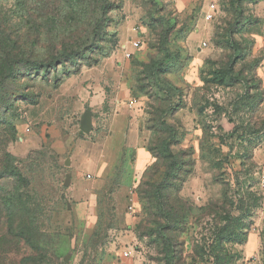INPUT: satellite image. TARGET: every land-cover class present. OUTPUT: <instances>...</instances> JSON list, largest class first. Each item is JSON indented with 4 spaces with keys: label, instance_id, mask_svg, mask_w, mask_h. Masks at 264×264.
<instances>
[{
    "label": "rangeland",
    "instance_id": "374dc122",
    "mask_svg": "<svg viewBox=\"0 0 264 264\" xmlns=\"http://www.w3.org/2000/svg\"><path fill=\"white\" fill-rule=\"evenodd\" d=\"M208 2L0 0V264H247L264 0H217L212 21ZM120 112L146 161L121 122L108 146Z\"/></svg>",
    "mask_w": 264,
    "mask_h": 264
},
{
    "label": "crops",
    "instance_id": "0c3cea01",
    "mask_svg": "<svg viewBox=\"0 0 264 264\" xmlns=\"http://www.w3.org/2000/svg\"><path fill=\"white\" fill-rule=\"evenodd\" d=\"M134 103V102H132ZM135 104V103H134ZM131 105V106H134ZM136 114V113H135ZM121 115L125 116V118L120 117ZM129 115L125 113H119L113 120H112V128L110 131V137L107 139V144H109L111 139H115L114 136L118 134L117 131H115V127L117 126V123L121 122L122 124H125L126 126V132H125V141L128 142V148L136 151V156L139 160L146 161L149 157V153L147 149L145 148L144 143H142L141 140V133H140V125L135 119L128 118ZM127 117V118H126ZM93 120V119H92ZM92 128H93V122H92ZM92 132V130H91ZM263 158V157H262ZM124 159V151L122 153V157L119 160L122 161ZM261 161V169L264 167V158L259 159ZM100 166L96 167L93 164L87 163L85 161L79 162L77 165L76 173L79 174V172H96L99 170H108V166L112 165L110 161L106 162L103 160V157L100 158ZM71 179V178H70ZM264 220L260 219L259 223H263ZM242 261L247 264H264V235L262 234L261 230H257L254 233H252L248 239V243L245 247L243 259Z\"/></svg>",
    "mask_w": 264,
    "mask_h": 264
},
{
    "label": "built area",
    "instance_id": "2783aa9c",
    "mask_svg": "<svg viewBox=\"0 0 264 264\" xmlns=\"http://www.w3.org/2000/svg\"><path fill=\"white\" fill-rule=\"evenodd\" d=\"M217 12H218L217 0H209L208 8H207V11L205 12L206 20H208V21L214 20L216 18ZM262 39H263V42H264V31H263V38ZM138 47H139V43L138 42L133 43V48L134 49H138ZM130 56H131V54L128 53L127 57L130 58ZM133 104L134 103H131V105H133ZM259 181H260L261 190H262V192H264V167L260 171ZM133 253H134L133 250H128V251H126L124 253V257H126V258L131 257L133 255Z\"/></svg>",
    "mask_w": 264,
    "mask_h": 264
},
{
    "label": "water",
    "instance_id": "95a60500",
    "mask_svg": "<svg viewBox=\"0 0 264 264\" xmlns=\"http://www.w3.org/2000/svg\"><path fill=\"white\" fill-rule=\"evenodd\" d=\"M80 129L86 133V134H90L91 133V130H92V114L90 111H88L83 120L81 121V124H80ZM70 162L67 161V165H69ZM70 182H71V179L70 177L67 178L66 182H65V185L68 187L70 185Z\"/></svg>",
    "mask_w": 264,
    "mask_h": 264
},
{
    "label": "trees",
    "instance_id": "16d2710c",
    "mask_svg": "<svg viewBox=\"0 0 264 264\" xmlns=\"http://www.w3.org/2000/svg\"><path fill=\"white\" fill-rule=\"evenodd\" d=\"M12 175H15V174H12Z\"/></svg>",
    "mask_w": 264,
    "mask_h": 264
}]
</instances>
